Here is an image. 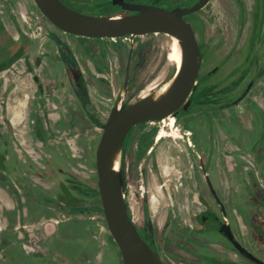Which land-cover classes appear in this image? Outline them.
I'll return each mask as SVG.
<instances>
[{
	"label": "rangeland",
	"instance_id": "obj_1",
	"mask_svg": "<svg viewBox=\"0 0 264 264\" xmlns=\"http://www.w3.org/2000/svg\"><path fill=\"white\" fill-rule=\"evenodd\" d=\"M62 1L87 14L124 15L110 0ZM240 2L243 11L235 0H210L200 13L206 24L200 38L206 57L201 73L218 69L204 77L198 94L229 90L228 99L264 68V9L257 19L252 14L257 1ZM169 43L170 36L163 33L136 35L132 41L65 33L34 0H0V60L8 61L18 49L24 52L0 72L1 122L6 125L2 108L9 102L10 108H28L32 130L40 127L27 151L16 146L11 166L19 168L22 163L27 173L13 180L24 187L31 212L37 198L52 199L57 205L76 204L67 212L70 215L56 213L62 220L52 240L41 241L47 243L44 257L23 259L13 253L10 262L0 264H123L102 211L95 150L102 124L116 103L127 105L147 97L172 75L175 65L167 59ZM36 56L42 60L40 66L34 65ZM222 101L212 97L203 103ZM175 124L179 130L173 138L156 139L163 125L159 120L135 127L122 143L121 182L139 234L167 264H192L195 255L208 250H217L220 258L233 254L214 230H201L196 221L203 210L202 198L212 200L200 168L202 160L223 200L231 205L227 211L239 225L241 238L252 251L264 255V240L252 230L264 218V159L247 160L238 156L242 151L237 148L254 139L264 125V74L236 106L195 111ZM225 131L233 134L226 136ZM44 163L48 179L35 173ZM43 189L48 197L40 192ZM166 220L169 227L161 233ZM31 236L32 244L41 243Z\"/></svg>",
	"mask_w": 264,
	"mask_h": 264
},
{
	"label": "water",
	"instance_id": "obj_2",
	"mask_svg": "<svg viewBox=\"0 0 264 264\" xmlns=\"http://www.w3.org/2000/svg\"><path fill=\"white\" fill-rule=\"evenodd\" d=\"M208 1L199 0L192 6L167 10L164 7L112 0L113 4H118L125 10L135 11L133 14L119 15L120 18L113 19L112 15L83 13L69 7L62 0H34L44 16L65 33L91 38L121 37L129 34L132 41L135 35L164 32L181 39V66L169 90L158 100L147 96L127 105L116 103L102 124V132L95 150L97 188L102 211L107 228L120 250L123 264L163 263L139 234L129 214L120 169L115 171L112 168L113 156L118 149L121 151L122 143L133 126L159 121L190 103V100H185L196 89L202 55L193 28L183 16L197 11ZM39 61L37 57L35 64L38 65ZM250 86L251 82L236 102L247 93ZM200 168L211 193L217 198L202 160ZM221 211L226 219L224 209L221 208ZM220 231L240 254L255 263L264 264L235 239L226 220Z\"/></svg>",
	"mask_w": 264,
	"mask_h": 264
},
{
	"label": "flooded vegetation",
	"instance_id": "obj_3",
	"mask_svg": "<svg viewBox=\"0 0 264 264\" xmlns=\"http://www.w3.org/2000/svg\"><path fill=\"white\" fill-rule=\"evenodd\" d=\"M110 1L112 3V0H110ZM125 1L132 2V3H137V4H145V5H153V6H157V7H164L167 10H171V9H173L175 7L192 6V5L196 4L199 0H125ZM235 1L240 6V8H241L240 10L243 11L242 3L240 2V0H235ZM255 1H257V3L254 4L255 7L252 10V14H253V16L255 18L258 19L260 17L261 13H262L261 11L264 9V0H255ZM209 2H210V0L203 7L198 9L197 11L188 13V14L183 16L184 19L187 22H189L191 24L192 28H193V31H194V34H195V38H196V40H197V42L199 44L200 50H201L202 60H201V65H200V68H199V71H198V79H197L196 89L194 91H192V93L185 100V102L187 100H190V103L188 105H186L185 107L181 106L177 111H175L174 113L171 114L174 117L173 124L175 123V120L180 119L183 116L190 115L191 113H194L195 111L211 112V111L223 110L225 108L236 106L249 93V91L251 90V88L254 85L255 81L260 76H262L264 74V68H261V69L257 70L254 73V75L248 80V82L246 83V85L243 88V90L240 93H238L237 95L230 96V98H228V99L226 98V96L229 94V90H224L222 92H217V93L198 94V90L200 91L201 86L205 82L204 77L211 76L218 69L217 68L218 66H217V67L213 68L210 72H207L206 74H202L201 73L202 72V67L206 63V57H205V54H204V49H203V45H202V43L200 41V38L202 36L203 30H204L206 24H205V20H203V18L201 17L200 13L204 11V9L207 7ZM112 5L114 7H116V8H118V9H120L123 12L124 15H129V14L135 13V11H129V10L123 9L118 4H113L112 3ZM155 33L168 34V33H164V32H155ZM168 35H171V34H168ZM169 47H170V45H169ZM23 53H24L23 51L18 49V50H16L14 52V54L11 57V59H9L8 61H4L3 60L1 62V60H0V72H3L5 70L9 69V67L11 65L13 66L15 64V62L21 58V55H23ZM36 58H37V56L34 59V65L35 66H40L41 63H42V60L39 57V60H40L39 64L36 65L35 64ZM167 59L169 60L168 52H167ZM173 63L175 65V68H174V71H173V73H172V75L170 77H172L175 74V71L177 69L176 63L175 62H173ZM29 65H30L29 63H26L25 69L28 70L30 74H32V71H30L32 69L29 68ZM30 67H31V65H30ZM33 78H34L35 81L38 80L36 74L33 76ZM168 79H166V81ZM250 82H251V86L248 89L247 93L240 100H238L236 102L237 98L242 96L244 90L246 89V87L248 86V84ZM212 97L213 98L214 97L220 98L223 101L219 105H208V104H204L203 103L204 101L210 100ZM167 117H165L163 119H166ZM160 122H161V120H160ZM144 124H149V122H145V123H141V124L133 126L128 131V133H127V135L125 137V140L128 138L130 131L134 130V128L137 127V126L144 125ZM39 128H40L39 125L35 126V129H39ZM166 128L168 129V127H166ZM260 129L261 130L256 134L254 139H250L247 142L246 145L243 143L241 145V147H237L240 152L242 151L241 154H238V156H242L243 158H245L247 160H251L253 162L256 161V160H259L261 158L264 159V125H263V127L260 126ZM160 131H161V126L159 128V131L157 132L158 135L156 136V139H158V140L161 138L159 136ZM188 133L190 134V132H188ZM225 134H226V136L230 137V134L232 135L233 132H229L228 133L227 131H225ZM162 138H164V137H162ZM186 138L189 139V136H187ZM206 172H207V169H206ZM207 174L209 175V179H210L211 185H212V187H213V189L215 191V195H216L217 198H215V196L211 193V191L209 189V186H208V184L206 182L205 176L203 174L205 185H206V187H207V189L209 191V194H210V197H211L212 200L209 202V201L205 200V198H202L201 204H203V210H201V212L197 215L196 221H198L199 224L202 226V227H200L201 230H205V231H208L209 229L214 230V232H216L218 234V237L221 239V241H223L224 243H226V244H228L230 246V250H231V252L233 254L230 255L229 253L226 252L227 254L224 256L225 258H220V257H218V255L215 252L217 250H214V252H212V253H210L211 250H208L205 253L200 252L197 255H195L194 256L195 260L197 262L199 261V263H201V264H258V263H255V262L251 261L249 258L245 257L244 255L240 254V252L230 243V241L220 231L221 225L226 220L227 223L229 224L230 230H231L233 236L235 237V239L237 241H239V243L242 246H244L249 252H251L253 255H255L257 258H259L260 260H262L264 262V255L261 256V255L255 253L254 251H252L251 248L247 245L246 238H241V235L239 233V225L237 224V222L235 223V221L230 218L229 211H227L229 209V207H231V205L228 202L223 200L222 195L219 192V187L216 186L215 181H214L215 179L212 176V174L210 172H207ZM151 200L152 201L154 200V195L151 196ZM214 207L216 208V210L214 209ZM221 208H223L224 211H225L226 219L223 216ZM128 211H129V214H130L129 207H128ZM168 227H169V222L166 220V222L164 223V226L161 229V233H165L166 230L168 229ZM246 230H247V232L249 231L247 227H246ZM252 230L254 232L256 231L257 234L262 236V239L264 240V218L261 219V224L254 226V228ZM201 241L205 242L206 244H209V242L205 241L204 239L201 240ZM5 245H6V242L4 240H1L0 241V249L2 250L5 247ZM209 245H211V244H209ZM152 249L156 252L158 257L161 259L162 263L163 264H167L162 259L161 255L157 252V250H155L154 247ZM196 261L195 262L190 261V262H192V264H195Z\"/></svg>",
	"mask_w": 264,
	"mask_h": 264
},
{
	"label": "crops",
	"instance_id": "obj_4",
	"mask_svg": "<svg viewBox=\"0 0 264 264\" xmlns=\"http://www.w3.org/2000/svg\"><path fill=\"white\" fill-rule=\"evenodd\" d=\"M6 104L7 107L2 108L5 126L3 125L4 121L1 122L0 113V241L4 240L6 242L5 247L2 250L0 249V263L4 260H7V263L10 262L9 260L14 258V254L15 257L23 259L33 256L44 257L48 249L46 247L47 243L42 245V242L52 240L57 233V225L62 220L58 218L56 213L61 211L63 214L70 215L71 213L67 212L75 204L66 202V206L63 204L57 205L52 199L44 198L41 200L37 198L35 210L33 212L29 210L26 205L24 187L16 185L15 180H13L17 176L26 174L27 171L24 170L22 163H20L21 167L19 168L11 166V163L17 157L15 151L18 149L16 146L21 147L20 151H27L28 142L30 140L33 142L36 129L35 131L32 130L33 126L28 122V108H10L8 106L9 102ZM35 139L37 142L42 143L40 138ZM48 170L44 163L42 168L35 170V173L39 178L48 179V176H50ZM40 192L45 194L44 197H48V190ZM60 205L62 208L58 209ZM31 235L37 238L38 242H42L32 244Z\"/></svg>",
	"mask_w": 264,
	"mask_h": 264
},
{
	"label": "bare ground",
	"instance_id": "obj_5",
	"mask_svg": "<svg viewBox=\"0 0 264 264\" xmlns=\"http://www.w3.org/2000/svg\"><path fill=\"white\" fill-rule=\"evenodd\" d=\"M111 18L113 19H118L120 18L119 15H112ZM170 36V47L168 49V58L169 60L173 61L176 63L177 69L175 71V74L170 77L167 81L161 83L156 89L152 91L148 96L151 97V99L158 100L160 99L171 87L172 83L175 80L176 73L178 72L180 66H181V61H182V50H181V39L178 36L175 35H169ZM163 125H161V131L159 133V136L162 137H169L173 138L178 134V128L176 127V124L174 122V117L172 115H169L166 119L161 120ZM168 127V129L166 128ZM172 127V131L170 132L169 130ZM174 135V136H173ZM173 136V137H171ZM160 138V139H161ZM120 163H121V151L118 149L114 156H113V161H112V168L115 171H118L120 169Z\"/></svg>",
	"mask_w": 264,
	"mask_h": 264
},
{
	"label": "built area",
	"instance_id": "obj_6",
	"mask_svg": "<svg viewBox=\"0 0 264 264\" xmlns=\"http://www.w3.org/2000/svg\"><path fill=\"white\" fill-rule=\"evenodd\" d=\"M123 39V40H128L129 38H131L130 37V35L129 34H127V35H123V36H121V37H111V38H109V39H111V40H116V39ZM151 122H153V121H149V123H151Z\"/></svg>",
	"mask_w": 264,
	"mask_h": 264
},
{
	"label": "trees",
	"instance_id": "obj_7",
	"mask_svg": "<svg viewBox=\"0 0 264 264\" xmlns=\"http://www.w3.org/2000/svg\"><path fill=\"white\" fill-rule=\"evenodd\" d=\"M68 193V192H67Z\"/></svg>",
	"mask_w": 264,
	"mask_h": 264
}]
</instances>
